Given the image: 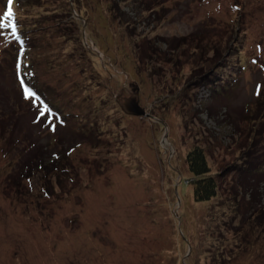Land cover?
I'll return each instance as SVG.
<instances>
[{
  "label": "rangeland",
  "instance_id": "rangeland-1",
  "mask_svg": "<svg viewBox=\"0 0 264 264\" xmlns=\"http://www.w3.org/2000/svg\"><path fill=\"white\" fill-rule=\"evenodd\" d=\"M64 1L20 14L61 6L28 25L65 126L19 101L0 38L13 131L0 139V264H264V0H74L76 24ZM127 100L145 115L124 112ZM195 145L218 181L208 202L189 187ZM36 154L45 173L10 167Z\"/></svg>",
  "mask_w": 264,
  "mask_h": 264
},
{
  "label": "trees",
  "instance_id": "trees-1",
  "mask_svg": "<svg viewBox=\"0 0 264 264\" xmlns=\"http://www.w3.org/2000/svg\"><path fill=\"white\" fill-rule=\"evenodd\" d=\"M39 0H24L23 3L19 0H13L12 2V9L15 14L14 20L17 24V34L19 36V39L16 38V35H12L11 30L9 28H0V38L3 40H6L11 44V47L14 49L13 51H10L13 57V67H14V80L18 84L19 87V101L21 103H25L32 108V110L35 111L37 115V121H40L41 123H44L47 127L55 126L57 125H63L68 121V113L62 112L59 109H55L56 107L53 106L50 102V95L49 91L46 90L43 87H40L37 81V74L35 71V60L31 57V50L34 48L33 46L34 41L31 40V34L29 33L30 27L28 24H33V27L39 23L40 20L37 19L38 16L42 18H46L47 16L53 17L57 14V9L61 8L57 7L56 10L50 12L47 9H43L38 13V15H30V19H33V16L36 18L35 20H32L28 23L23 24V20L21 18V9H24V13H26V9L35 7L39 4ZM67 1V0H66ZM68 2V1H67ZM64 1V4L62 5L64 8V12L66 13L67 17L69 18V22L76 24V20L72 19V12L75 11L77 14V17L80 19L82 18L81 12L79 8L75 6L76 1L72 0V2L67 3ZM5 3V2H4ZM40 7V4L38 5ZM42 7V6H41ZM40 7V8H41ZM7 8V2L5 4V9ZM28 11V10H27ZM49 12L52 13L49 15ZM58 25L62 24L61 22H57ZM30 36V37H29ZM32 42V45H31ZM217 64V62H215ZM214 64V65H215ZM26 90H30V92H26ZM34 93V95H33ZM3 107V108H1ZM0 109L3 110V112H0V139H4L7 135H10L13 133L11 129H8L4 127V117L11 120L12 113L10 112L11 106H4L1 103ZM15 121V120H14ZM12 135V134H11ZM10 137V136H8ZM12 137V136H11ZM11 141V139H10ZM10 143V142H9ZM23 145V142L21 139L17 140L16 142L12 143L11 149L13 151H5L6 155H11L14 150H18L20 146ZM25 149V148H24ZM71 149V148H70ZM23 150V149H22ZM21 150V151H22ZM24 151V150H23ZM70 151H67V155ZM53 155V160L57 159V165H60V156L58 154ZM206 152L202 146L195 145L186 155V165L188 167V172L193 176L191 185L189 186L192 191V198L194 202L201 203V202H208L212 198L215 197L219 190L217 177H214L213 175H210L209 166L207 163V157ZM49 160V157H48ZM16 161V160H15ZM14 160L10 163V167H12L13 170H18V167L21 166L22 168H25V166H34L38 168V170L43 168L42 172H46L44 169H48V167H45L41 161L37 157V154L35 157L28 160V162L25 164H21L18 162V160L15 162ZM51 161V160H50ZM56 163L52 164L51 166L53 168H57L58 166ZM42 167V168H41ZM58 169V168H57ZM20 170V169H19ZM226 173V172H224ZM225 175L222 174L218 176L219 178H223ZM25 179L28 181H31V178L28 179V175H23ZM31 183V182H30ZM45 191V190H44ZM46 193V192H45ZM255 213V211H253Z\"/></svg>",
  "mask_w": 264,
  "mask_h": 264
},
{
  "label": "snow or ice",
  "instance_id": "snow-or-ice-1",
  "mask_svg": "<svg viewBox=\"0 0 264 264\" xmlns=\"http://www.w3.org/2000/svg\"><path fill=\"white\" fill-rule=\"evenodd\" d=\"M12 2L13 0H7V8L3 12V15L0 16V28H9L11 30L12 35H16L17 34V24L14 20L15 14L12 9ZM16 38L19 39V36L16 35ZM259 87L260 86L257 85L258 89ZM26 92H30V90H26Z\"/></svg>",
  "mask_w": 264,
  "mask_h": 264
},
{
  "label": "water",
  "instance_id": "water-1",
  "mask_svg": "<svg viewBox=\"0 0 264 264\" xmlns=\"http://www.w3.org/2000/svg\"><path fill=\"white\" fill-rule=\"evenodd\" d=\"M122 110L127 114L134 116H144V110L139 107L135 100H127L124 105H122Z\"/></svg>",
  "mask_w": 264,
  "mask_h": 264
}]
</instances>
